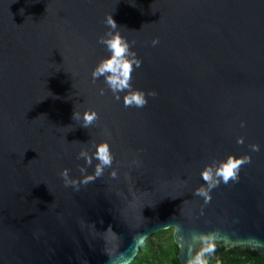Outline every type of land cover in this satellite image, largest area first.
<instances>
[{"label":"water","instance_id":"water-1","mask_svg":"<svg viewBox=\"0 0 264 264\" xmlns=\"http://www.w3.org/2000/svg\"><path fill=\"white\" fill-rule=\"evenodd\" d=\"M110 14L142 60L133 90L157 93L143 108L92 81ZM103 141L112 167L65 187ZM246 155L210 202L194 195L207 166ZM168 229L181 264L193 232L264 257V0H0V264L132 263Z\"/></svg>","mask_w":264,"mask_h":264},{"label":"clouds","instance_id":"clouds-1","mask_svg":"<svg viewBox=\"0 0 264 264\" xmlns=\"http://www.w3.org/2000/svg\"><path fill=\"white\" fill-rule=\"evenodd\" d=\"M108 31L100 36L98 43L103 45L107 56L101 59L91 72L92 81L95 82L103 77L104 84L111 91L115 100H121V93H127L123 96L124 107L143 108L147 104V97H155L157 93L154 90L147 94L141 90H133L132 74L135 69L142 65V60L137 53L133 51L132 44L122 36L119 27L112 15H108L104 21ZM159 43V39H154L152 45ZM100 95H104V89L99 90ZM74 119L80 120L81 126L90 128L99 116L94 110H85L83 114L74 113ZM241 127L245 124L241 121ZM109 139L111 134L109 133ZM238 144H243L244 139H237ZM94 149V150H93ZM252 152H259V145H251ZM78 159H83L84 165L79 168L82 179L71 178L70 170L65 168L60 172L65 187H72L79 190L81 183L87 184L90 181L101 178L105 169L111 168L114 155L111 151V145L107 141L94 143L92 149H81L78 153ZM97 161L94 172L88 173V167L92 166L93 161ZM251 163V157L246 155L243 157L229 156L227 160L219 163L217 166H207L201 172V179L205 182L197 189L194 195L202 197L205 203L211 201V192L217 188L221 182L227 184L230 180H236L241 165ZM116 172L111 173L112 178H116ZM144 237H140L143 242ZM184 247V255L186 256L185 264H210V259L216 252L217 234L216 233H191L187 238L181 236ZM111 264H130L125 258V254H121L119 261H111Z\"/></svg>","mask_w":264,"mask_h":264},{"label":"trees","instance_id":"trees-1","mask_svg":"<svg viewBox=\"0 0 264 264\" xmlns=\"http://www.w3.org/2000/svg\"><path fill=\"white\" fill-rule=\"evenodd\" d=\"M179 248L174 241L173 229L161 230L148 238L141 245V249L135 260L130 264H181L178 258ZM239 253L233 250L217 252L210 259V264H250L249 262H237L236 255ZM257 264H264V257H254Z\"/></svg>","mask_w":264,"mask_h":264},{"label":"flooded vegetation","instance_id":"flooded-vegetation-1","mask_svg":"<svg viewBox=\"0 0 264 264\" xmlns=\"http://www.w3.org/2000/svg\"><path fill=\"white\" fill-rule=\"evenodd\" d=\"M236 255L237 262L239 263H245L246 261L249 262L250 264H257L254 258H250L246 253H240Z\"/></svg>","mask_w":264,"mask_h":264}]
</instances>
